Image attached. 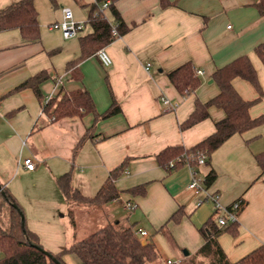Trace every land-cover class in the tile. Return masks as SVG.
I'll use <instances>...</instances> for the list:
<instances>
[{"label": "crops", "instance_id": "obj_1", "mask_svg": "<svg viewBox=\"0 0 264 264\" xmlns=\"http://www.w3.org/2000/svg\"><path fill=\"white\" fill-rule=\"evenodd\" d=\"M15 1L0 0V9ZM256 1L169 0L162 6L160 0H109L127 30L104 45L111 59L108 66L95 52L70 69L66 65L81 53L79 37L91 32L87 20L96 0H34L40 28L34 41L23 39L18 29L0 31V189H8L21 206L26 226L46 251L60 252L86 236L88 229L93 232L117 221L135 233L145 230V237L137 235L153 243L164 262L182 259L185 264L194 256L195 262L207 260L196 253L204 243L199 228L211 216L216 222L213 204L197 205L203 193L195 195L187 188V164L164 166L156 155L169 145L190 148L214 131L215 121L224 116L215 106L194 125L181 128V123L196 100L203 102L218 93L213 72L239 56L251 59L260 89L240 77L233 78L232 85L244 100L253 101L248 109L251 117L264 114V62L254 52L264 41V15ZM63 7L71 10L75 21L84 22L71 38L50 27L61 19ZM102 12L113 21L110 7ZM186 61L203 74L198 75L195 91L181 95L168 73ZM42 70L46 72L38 85L42 97L31 87L16 89ZM75 90H86L98 113L113 100L120 110L104 118L87 112L56 120L43 110L45 100ZM262 151L264 124L233 134L204 164L205 174L210 167L216 172L211 184L204 183L207 192H216L224 205L237 198L244 201L236 223L217 237L233 264L264 244V180L258 178L255 159ZM26 157L33 159L34 169L23 166ZM122 162L113 181L118 196L101 207L71 205L57 185L58 176L69 172L72 186L93 196ZM233 171L241 177L233 180ZM218 174L230 179L222 182ZM137 186L144 192L129 191ZM127 201L136 206L126 208ZM178 209V220L171 219ZM120 212L128 216L122 219ZM63 259L66 264H83L71 253Z\"/></svg>", "mask_w": 264, "mask_h": 264}, {"label": "trees", "instance_id": "obj_2", "mask_svg": "<svg viewBox=\"0 0 264 264\" xmlns=\"http://www.w3.org/2000/svg\"><path fill=\"white\" fill-rule=\"evenodd\" d=\"M50 1L54 3V0ZM102 1L104 0H96L87 20L91 26V32L79 37L81 53L78 58L67 62L68 69L88 54L96 53L97 50L103 48L113 37L111 31L113 25L116 26L118 34L127 30L119 12L110 4L108 7H110L113 21L107 20L98 5ZM160 3L162 6L170 4L169 0H160ZM255 6L258 12L264 15V0H257ZM13 28L18 29L25 40L38 39L40 28L34 0H18L0 9V31ZM254 52L264 62V41L255 46ZM45 77L46 72L42 70L23 81L16 89L31 87L37 96L42 97L38 85ZM235 77L245 79L256 89H260L255 68L247 55L239 56L217 68L212 74V79L219 88L218 93L203 102L196 100L194 109L181 123V128L190 127L207 118L211 106L220 108L224 116L215 121V129L210 135L190 148L176 144L161 150L156 156L162 165L168 166L169 162L173 161V168L187 164V162L196 166L194 159L200 152L206 154L205 164H208L212 152L230 136L264 124V114L257 117L249 115L248 109L253 101L244 100L237 93L231 82ZM168 79L181 95L195 91L200 84V78L189 61L170 71ZM42 108L55 120L64 117H79L87 112H93L95 117L104 118L120 110L119 105L113 100L105 111L98 113L86 90H75L58 97H51L43 102ZM80 142L81 140L75 149ZM191 156L194 159H190ZM255 159L260 169L258 178L264 180V151L256 153ZM123 165L124 162L111 170L108 178L93 196L83 195L75 189L70 182L69 172L58 176L57 185L65 200L71 205L101 207L118 196L119 191L113 181L121 173ZM215 178L216 172L210 167L204 176L205 185L211 184ZM129 191L143 193L144 187L137 186ZM68 213L72 219V209H69ZM0 214L4 216V220L0 221V250L2 251L0 264L53 262L46 255V250L42 247L38 235L26 226L21 206L6 188L0 190ZM180 214L181 210L178 209L170 218L178 220ZM234 223L236 222L217 226L212 216L209 217L199 228L204 243L196 253V255L206 257L208 262L204 263V260L195 262L194 256L185 264H233L220 247L217 237L221 232L230 230ZM49 253L59 261V264H66L63 255L67 253L73 254L83 264H160L154 244L151 242L143 244L131 226H123L117 221L105 224L81 239L75 240L60 252ZM239 264H264V244L244 255L239 260Z\"/></svg>", "mask_w": 264, "mask_h": 264}, {"label": "built area", "instance_id": "obj_3", "mask_svg": "<svg viewBox=\"0 0 264 264\" xmlns=\"http://www.w3.org/2000/svg\"><path fill=\"white\" fill-rule=\"evenodd\" d=\"M109 0H104L100 3V8L104 9L108 7ZM53 29L60 30L62 36L64 38H71L76 36V34L84 28V22L75 21L72 16V12L68 7L62 8V17L60 21H56L50 25ZM112 34L116 35L117 29L116 26H112ZM96 55L101 63L105 66H108L111 63V59L108 54L104 51L103 48L97 50ZM148 69V65L145 67ZM195 73L197 75L203 74V71L200 69H196ZM48 100V99H47ZM163 102L165 105L169 106V100L166 97H163ZM206 154L203 152L198 153L194 157H190V159H194L196 162V166L192 165L190 162H187L188 173H189V182L187 184V188L191 190L195 195H200L203 193L202 197H198L197 205L202 204L204 201H211L213 204L214 215L218 225L225 226L229 223H233L237 221V214L244 206V201L242 198H237L233 202L224 205L219 200V195L216 192L209 193L204 188V176L199 174L197 169L198 166L204 165L206 161ZM23 166L26 169L32 170L35 167V163L31 157H26L22 161ZM169 167L173 166V161H170L168 164ZM136 205L132 202L127 201L125 203V207L128 209L134 208ZM136 234L139 236L145 237L147 232L143 229H138ZM167 264H183L182 259H167Z\"/></svg>", "mask_w": 264, "mask_h": 264}, {"label": "rangeland", "instance_id": "obj_4", "mask_svg": "<svg viewBox=\"0 0 264 264\" xmlns=\"http://www.w3.org/2000/svg\"><path fill=\"white\" fill-rule=\"evenodd\" d=\"M50 3V2H49ZM46 16H49V14H46ZM58 21H60V20H58ZM215 151V150H214ZM213 153V152H212ZM207 169V165H201L200 166V172H199V174L200 175H202V176H204V172H205V170ZM234 173H232L231 175H232V179L233 180H237L238 179V177H241V173L240 172H237V171H233ZM235 173H237V175L235 176L234 174ZM218 178H220L221 180H222V182H225L226 183V181L225 180H228V179H230V177L229 176H224V175H221L220 176V174H218ZM202 197V196H201ZM120 214V218H122V219H125L127 216H128V213H126V212H120L119 213ZM1 220H4V216L2 215V214H0V221ZM98 226H100V225H98ZM90 229H88V231H85L86 233H84V234H88V233H90L91 231H89ZM163 260H165V257H161L160 255L158 256V261H159V263L160 264H167L166 262H164ZM208 261L207 260H204V263H207ZM199 264V263H198Z\"/></svg>", "mask_w": 264, "mask_h": 264}, {"label": "water", "instance_id": "obj_5", "mask_svg": "<svg viewBox=\"0 0 264 264\" xmlns=\"http://www.w3.org/2000/svg\"><path fill=\"white\" fill-rule=\"evenodd\" d=\"M1 188V187H0ZM1 190V189H0ZM141 242L144 244L146 241L145 240H141ZM46 252V255L54 262V263H56V264H59V261L56 259V258H54V257H52L51 256V254L49 253V252H47V251H45ZM184 253H186L187 254V251H185L184 250Z\"/></svg>", "mask_w": 264, "mask_h": 264}]
</instances>
